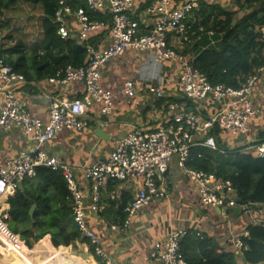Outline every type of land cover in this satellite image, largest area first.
<instances>
[{
	"label": "built area",
	"instance_id": "1",
	"mask_svg": "<svg viewBox=\"0 0 264 264\" xmlns=\"http://www.w3.org/2000/svg\"><path fill=\"white\" fill-rule=\"evenodd\" d=\"M77 1L84 2L86 7L74 9L68 0H58L54 23L62 40L78 38L86 52V61L81 67L66 66L47 81L60 86L81 83L83 95L72 100L49 96L48 120L43 121L33 115L29 106L16 94V89L25 85L24 77L0 61V82L8 86L0 106V128L21 130L34 146L32 153L20 152L6 165L0 164V198L13 196L24 179H35L38 167L61 172L71 194L72 216L81 238L89 247H94L95 254L105 264H114L88 221L89 213L98 214L104 209L102 192L113 182L135 181L140 185L138 194L124 210V227L133 222L140 210L168 195L166 174L174 160L197 186L203 204L221 208L225 213L239 205L232 181L219 179L202 170H191L186 167V162L194 147L219 149L218 133L246 136L254 119L264 120V103H256L253 98L254 88L264 74V65L240 87L234 88L212 84L187 56L175 49L172 38L180 39L187 48L196 43L197 39L191 37L193 26L200 21L195 13L205 0H149L143 9L138 6V0ZM99 14L107 23L95 19ZM105 30H108L107 42L95 45L92 42L94 35ZM198 30L202 34L205 31L202 25ZM256 32L264 40V23L256 26ZM209 33L213 35V32ZM128 52L149 54L155 68L167 61L178 63L179 72L175 79L178 93L197 107L212 100L217 109L211 115H204L197 110L187 111L178 101L167 102L164 119L157 127L127 133L108 157L85 168V178L90 182V189L85 194L72 166L51 156L45 147L66 131L80 133L89 128V115L97 108L101 118L111 117L119 95L127 98L137 96L139 86L133 80H126L120 92L112 91L102 83L106 67ZM147 91L153 98H166L162 84H149ZM234 149L264 159V140L229 150ZM109 199L117 197L110 195ZM0 227H4L2 223ZM188 234L189 230H175L164 240L155 242L140 264H187L181 243ZM248 235L247 230L242 237L233 239L239 251L245 248L242 238Z\"/></svg>",
	"mask_w": 264,
	"mask_h": 264
},
{
	"label": "crops",
	"instance_id": "2",
	"mask_svg": "<svg viewBox=\"0 0 264 264\" xmlns=\"http://www.w3.org/2000/svg\"><path fill=\"white\" fill-rule=\"evenodd\" d=\"M238 1L244 0H205L204 3L234 11L237 6L233 7V5ZM149 2V0H138L137 4L143 9ZM214 37L209 32L203 34L198 39V44H202L203 47L216 46L218 41ZM107 38L108 30H105L94 35L92 42L99 45L101 42H107ZM70 41L82 48L78 38ZM172 44L175 49L180 50L193 61L196 54L192 48L195 44L192 48L189 46L187 48L178 38H172ZM85 61L86 58L83 64ZM178 72V63L171 61L155 68L152 58L146 53L128 52L122 58L113 60L103 73V85L112 91L120 92L126 80H133L139 86L137 96L127 98L119 95L114 102V114L111 117L101 118L97 114V108L89 115V128L80 133L66 131L56 136L47 143L46 151L72 166L86 194L90 189V182L85 178V168L108 157L118 141L127 133L157 127L164 119L167 102L178 101L187 111L197 110L204 115H211L216 111L217 104L212 100L203 102L202 106L197 107L178 93L175 85ZM156 75L158 76L154 78ZM149 84H162L166 92L165 100L153 98L147 91ZM7 87L0 82V106ZM83 93L84 87L81 83L60 86L51 84L47 80L38 84H25L16 89L18 98L29 106L33 115L43 121L48 120L49 96L72 100ZM253 98L256 103H264V74L254 88ZM216 140L228 149L253 145L264 140V120L254 119L246 136L232 137L218 133ZM33 151V144L21 130L8 131L0 128L1 165H6L20 152ZM166 186L168 195L140 210L128 227L123 225L125 211H122L120 206L123 203L128 205L133 200L138 194L140 185L135 181L113 182L102 192L101 202L104 209L98 214L89 213L88 221L114 264H140L155 242L164 240L175 230L200 232L213 239L226 252L235 254L237 264H246L243 261V252L239 251L232 241L234 238L242 237L251 225L264 224V205H238L225 213L221 208L203 204L197 186L178 167L175 160L166 174ZM39 188L37 179H24L18 190L34 192ZM110 195L116 196L117 199H109ZM9 198L7 196L0 198V223L4 226L0 227V264H105L103 259L97 256L98 259L95 260L93 257L72 253L62 245L55 247L49 234L43 236L32 248H28L21 237L12 233L4 223L10 209ZM34 207L33 213L37 210L36 204ZM113 226L117 228L113 229ZM84 247L90 248L86 242Z\"/></svg>",
	"mask_w": 264,
	"mask_h": 264
},
{
	"label": "trees",
	"instance_id": "3",
	"mask_svg": "<svg viewBox=\"0 0 264 264\" xmlns=\"http://www.w3.org/2000/svg\"><path fill=\"white\" fill-rule=\"evenodd\" d=\"M68 3L74 9L86 7L77 0H68ZM236 6L232 11L202 2L195 13L200 21L191 33L197 39L192 48L196 54L193 66L212 84L234 88L240 87L264 65V40L256 32V26L264 23V0L238 1ZM57 7L58 0H0V61L22 75L26 85L50 79L68 65L83 66L85 50L57 34L54 23ZM101 16L96 15L95 19L107 23ZM200 25L205 29L203 34L214 33L216 46L198 44V36L203 35L198 30ZM217 144V150L204 146L192 148L186 167L232 181L239 205H264V159L241 149L229 150L218 141ZM36 172L39 190H17L8 200L10 209L4 222L9 230L19 235L28 248L49 234L55 247L62 245L77 255L100 258L93 246L84 247L85 240L72 216L71 194L61 172L45 167H38ZM34 204L37 210L30 215ZM126 206L121 204L122 211ZM247 230L249 235L242 238L243 261L264 264V224L251 225ZM181 249L187 264H237L235 254L195 232L190 231L183 239Z\"/></svg>",
	"mask_w": 264,
	"mask_h": 264
},
{
	"label": "water",
	"instance_id": "4",
	"mask_svg": "<svg viewBox=\"0 0 264 264\" xmlns=\"http://www.w3.org/2000/svg\"><path fill=\"white\" fill-rule=\"evenodd\" d=\"M235 23V22H234ZM35 207L33 206L31 211H30V214L32 215L33 211H34Z\"/></svg>",
	"mask_w": 264,
	"mask_h": 264
},
{
	"label": "rangeland",
	"instance_id": "5",
	"mask_svg": "<svg viewBox=\"0 0 264 264\" xmlns=\"http://www.w3.org/2000/svg\"><path fill=\"white\" fill-rule=\"evenodd\" d=\"M234 6H236V3L233 5V7H234ZM241 15H242V14H241ZM239 16H240V15H239ZM36 33H37V32H36ZM57 34H58V33H57ZM1 233H2V232H1ZM14 257H16V256H14Z\"/></svg>",
	"mask_w": 264,
	"mask_h": 264
},
{
	"label": "bare ground",
	"instance_id": "6",
	"mask_svg": "<svg viewBox=\"0 0 264 264\" xmlns=\"http://www.w3.org/2000/svg\"><path fill=\"white\" fill-rule=\"evenodd\" d=\"M5 197V196H4Z\"/></svg>",
	"mask_w": 264,
	"mask_h": 264
}]
</instances>
